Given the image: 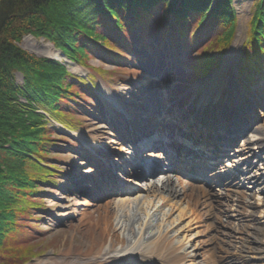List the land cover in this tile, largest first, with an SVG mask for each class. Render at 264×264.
Masks as SVG:
<instances>
[{
	"label": "rangeland",
	"instance_id": "rangeland-1",
	"mask_svg": "<svg viewBox=\"0 0 264 264\" xmlns=\"http://www.w3.org/2000/svg\"><path fill=\"white\" fill-rule=\"evenodd\" d=\"M255 2L233 1L236 10L233 40L216 73L198 80L191 79L192 68L187 56H197L199 51L214 43L224 32L220 26H208L187 53L181 47L174 49L170 36H163V41L158 43L159 30L154 32L147 27L144 39L149 45L144 50L140 41H136V51L130 53L133 64L118 66L99 51H93L87 61L90 69L64 54L62 58L49 56L51 46L54 51L58 49L44 38L23 37L19 46L28 54L58 61L66 65L70 73L80 77L92 74L95 80L93 92L97 98L91 103L94 106L92 117L78 119L80 129L69 130L48 118L49 126L57 130L53 137L57 147L49 150L50 164L58 168L60 178L55 187L44 189L41 199L46 211L37 213L44 218L38 224L40 232L37 235L44 244L40 256L28 264H157L159 260L154 256L162 257L163 254L160 251L155 253L159 255L147 253L153 248L151 241L150 246L137 247L126 259L115 253L128 247L123 240L128 237L125 234L165 231H168V245L182 252L180 264H264V193L261 189L264 152H258L255 145V141L260 140L264 149V78L256 75L253 84L244 87L239 73ZM225 64L227 69H223ZM74 66L81 71L73 69ZM134 68L137 71H133ZM121 70L126 73L120 74ZM217 79L226 83L222 82L220 88L211 91L213 94L208 93L214 100L204 102L202 89ZM22 82V76L16 72L15 83L20 86ZM204 90L210 91L209 88ZM235 93H239L240 98ZM158 107L164 108V112H156ZM242 112L244 115L238 116ZM191 116L197 119H189ZM233 121L236 122L233 124ZM210 125L215 126L209 129ZM173 126L182 132L172 131L173 135L166 139L162 132L168 134L167 130ZM188 126L193 128L194 135L182 138L186 135L183 129ZM233 128V137L229 135L226 139ZM238 128L239 131H235ZM143 130L148 132L147 135ZM211 134L217 135L220 146L226 147L224 153H216L215 161L210 160V154L200 146L192 145L194 138L208 144L216 143ZM158 136H162L160 140L165 139L160 143L167 155L173 151L167 149L166 143H170L175 150L171 155L177 158L190 161L196 158L194 155L207 156L205 159L209 162L203 168L198 166V173L185 166L174 167L195 180L196 185L186 189L189 194L200 196L203 190L210 197L205 198L206 206L182 198L163 205L161 201L157 205L159 219L149 224L148 219L142 221L139 218L138 221V215L144 218L152 213L153 205L159 199L147 202L144 199L147 193L141 187L157 182L158 177H153L158 172L151 171V174L145 170L148 161L141 152L143 143L140 139L148 141ZM182 139L187 141L181 143ZM216 144L212 148L216 149ZM168 160L165 159L158 171L168 168ZM138 161L143 164V170L135 165ZM214 171L223 172V180L212 183L209 175ZM229 183L236 184L244 193V203L248 206L244 208L246 215L241 214L242 207L236 198L225 199L224 185ZM104 211L112 214L115 226L120 219L126 221L127 226L124 229L119 226L116 230L121 240L117 239L113 244L109 236L102 244V250H90L95 242L86 219ZM135 234L128 244L136 240ZM139 249L144 254H140Z\"/></svg>",
	"mask_w": 264,
	"mask_h": 264
},
{
	"label": "trees",
	"instance_id": "trees-1",
	"mask_svg": "<svg viewBox=\"0 0 264 264\" xmlns=\"http://www.w3.org/2000/svg\"><path fill=\"white\" fill-rule=\"evenodd\" d=\"M233 1L0 0V264H28L42 253L44 241L37 235L44 218L37 213L46 211L44 189L55 187L60 178L50 164L57 130L48 118L69 130L80 129L78 119L92 117L91 103L97 99L92 74L80 77L58 61L28 54L19 46L23 37L44 38L90 69L87 61L93 51L118 66L132 63L136 41L144 50L149 45L144 39L147 27L159 30L158 43L170 36L172 47L187 53L208 26H220L224 32L214 43L197 56H187L191 79L198 80L219 67L233 40ZM253 7L239 66L244 87L256 75L264 78V0H256ZM16 72L22 76L20 86Z\"/></svg>",
	"mask_w": 264,
	"mask_h": 264
},
{
	"label": "bare ground",
	"instance_id": "bare-ground-1",
	"mask_svg": "<svg viewBox=\"0 0 264 264\" xmlns=\"http://www.w3.org/2000/svg\"><path fill=\"white\" fill-rule=\"evenodd\" d=\"M48 54H49V56L54 57V58H62V55L60 54V52L54 51L52 46L50 47ZM73 69L80 70V68H78L76 66H74ZM223 69H227V64L224 65ZM213 82H215V83L211 82L210 84H208L204 87V89L209 88L210 91L202 89V92L205 93V95L203 96L204 102H208V101L211 102V100H214V97L208 93L213 94V92H211V91H214V89L220 88V86L223 85L222 82L226 83L222 79L213 80ZM232 84L233 83L231 82L230 85H232ZM232 88H234V86H232ZM236 97L240 98V94L239 93L236 94ZM117 106H118V104H117ZM163 110H164V108L158 107L156 112L159 111V113H161V112H164ZM243 115H244V113L242 112V113H239L238 116L242 117ZM129 119H131V117ZM189 119L196 120L197 117L191 116V118H189ZM235 122L236 121H233L232 123H235ZM212 127L213 126L210 125L209 129ZM160 129L161 128L159 127V131H160ZM167 131H168V134L166 132H162V131L161 132L164 133L163 134L164 137H166V138L168 137L169 139L173 135L172 131L179 132V133L182 132V130L180 128L177 129L176 126L175 127L173 126L171 129H169ZM235 131L238 132L239 128L235 129ZM143 133L145 135H147L146 133H148V132L146 130H143ZM187 133L185 136H182V137H185L186 139H188ZM189 135H191V134H189ZM192 135H194V134L192 133ZM195 135H196V137H199L197 134H195ZM229 135H230V137H233V132L230 131L226 137H228ZM161 138H162V136L161 137L158 136L156 138L155 137L149 138L150 140L147 143L156 144L155 146H153L154 148L162 149V147L160 146V141H163L164 138L162 140H160ZM157 139H159V142ZM184 141H187V140L182 139L181 143H184ZM209 141H212V140L209 139ZM215 142L217 144L216 143L208 144V143H205V141H203V140H200L198 138H194L192 140V145L195 146L197 144L198 146H200L202 148L203 151L205 150L206 152L211 153L210 156L212 154L216 155L217 152L219 155L224 153L226 147L220 146V144H219L220 140H218V139H215ZM166 144H167L166 146H167L168 150H171V149L173 150L172 153H170L169 155H167V152L165 150H163L164 154H162V153L157 154L154 152H148L147 154H145L144 159L146 161H148L147 169H145L147 172L151 173V171L160 170V168L162 167V163L165 161L166 158L171 159L172 162L175 161L174 163H176L177 165L181 164V162H185V164L187 166H189V163H186V161L180 160L175 155H171L174 153L175 150L172 148V144H170V143H166ZM215 144L217 145L216 152H215L214 148H212ZM184 145H186V144H183V146ZM255 145H256L258 152H264L263 144L260 140H256ZM190 151L188 152V154L191 153ZM171 156H173V158ZM200 158L205 159L203 154L201 155ZM135 165L140 166V167L142 166V168H143V164L140 163L139 161L136 162ZM162 171L163 172L165 171V174H161L160 176H158L157 182L152 181L149 185H145V186L141 187L142 188L141 190L144 191L145 193H147V195L144 196V199L148 200L147 202H153V201H151V199H154V200L159 199V200L157 201L156 205L155 204L153 205V209H155V210H152V213L149 212L146 215V217L144 216V218L141 217L140 215H138V221H139V218L142 219V221H146L148 219L150 221L149 224H151L152 221L159 219V216H158L159 210H158L157 205H159L161 201L163 202L162 203V205H163L164 203L170 202L172 199H175V198L181 199L182 198V199H185L187 202H192V203L199 204L201 206H206L207 200H205V198L210 197L208 192H205L202 190V193L200 196H194V195H191L187 192L188 186L196 185V182H194V180L193 181L192 180H186L182 176H176V177L173 176V173H177V172L179 173V169H176L173 166H170V168L165 169V170L163 169ZM193 171H195V170H193ZM197 171H200V169L197 168ZM197 171H195V172H197ZM195 176L198 177L197 175H195ZM209 176L212 179V183H213V182H218V181L220 182L221 179L223 180V177L225 176V174L223 172H215V173L210 174ZM164 180H167V182H163ZM171 180H172V182H170ZM135 185H140V184L135 183ZM224 187L226 190V193L224 195L225 199L230 200V199L236 198L240 202L241 207H242V209L240 210L241 214L246 215L247 211H245L244 208H247L248 206L246 203H244L245 202L244 193L241 192L238 189V186L234 183L225 184ZM261 187H262L261 188L262 192L264 193V183L261 185ZM138 205H139V203H137L136 206L138 207ZM110 215H112V214L107 213L106 211H104L101 214H98L97 217H96V215L95 216H91V215L89 216L88 215L89 217H87V219H86V224H87L86 226H87L89 232L91 234H93L94 242H95L94 243L95 245L90 246V250L91 249L97 250L96 248H99V250H102L103 249L102 244H104L105 240L109 236L112 237L111 241L113 244L116 242L117 239L121 240L122 237L120 235H117L116 230L119 226L121 229L126 228V226H127V225H125L126 221H122L120 219L118 224L115 226V223L112 221L113 218ZM166 215H168V214H166ZM148 226H150V225H148ZM164 233H166V234L164 236H162ZM133 234H135V232L128 233L127 235L125 234V236H128V237H123V240H125L124 242L126 243V245H128V247H125L123 250L116 252L115 256L122 257V258L126 259L127 257H129L131 254H133L135 252V249L137 247L144 246V245L150 246L149 242L151 241V245L153 246V248H152V250H148L147 253L154 255L155 253L160 251L163 254L162 257L161 256H154L155 258H157V260H159V261H157V264H180V261H182L181 260L183 258L182 252L173 248L172 246L168 245V242H169L168 241L169 238L167 237L168 231L161 232L160 234L159 233L153 234L152 232H145V233L140 234L139 232H137V234H135L136 240H134L131 244H128L129 239ZM123 240H122V243H123ZM145 241H146V244H145ZM143 252L144 251L139 249L140 254H144ZM155 255H159V254H155Z\"/></svg>",
	"mask_w": 264,
	"mask_h": 264
},
{
	"label": "water",
	"instance_id": "water-1",
	"mask_svg": "<svg viewBox=\"0 0 264 264\" xmlns=\"http://www.w3.org/2000/svg\"><path fill=\"white\" fill-rule=\"evenodd\" d=\"M61 53V52H60ZM62 56H64L62 53H61ZM65 57V56H64ZM74 64V63H73Z\"/></svg>",
	"mask_w": 264,
	"mask_h": 264
}]
</instances>
